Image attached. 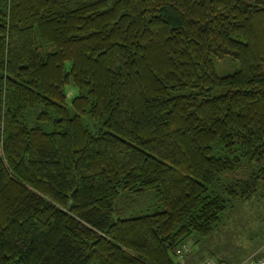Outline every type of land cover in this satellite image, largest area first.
Masks as SVG:
<instances>
[{
  "label": "trees",
  "instance_id": "16d2710c",
  "mask_svg": "<svg viewBox=\"0 0 264 264\" xmlns=\"http://www.w3.org/2000/svg\"><path fill=\"white\" fill-rule=\"evenodd\" d=\"M257 190L264 0H0V264H177Z\"/></svg>",
  "mask_w": 264,
  "mask_h": 264
},
{
  "label": "rangeland",
  "instance_id": "374dc122",
  "mask_svg": "<svg viewBox=\"0 0 264 264\" xmlns=\"http://www.w3.org/2000/svg\"><path fill=\"white\" fill-rule=\"evenodd\" d=\"M237 62L228 56L216 60L218 74L232 72ZM84 123L89 122L86 115L81 116ZM232 177H244L243 170H237ZM223 176L220 182L224 181ZM153 191L129 195L120 191L115 203V217L125 218L150 213L159 209ZM181 245H187L182 256L170 252L177 264H198L210 258L215 264H240L247 259H257L264 246V195L257 190L246 200H237L220 214L219 221L206 236L193 233L186 236ZM175 249V248H174Z\"/></svg>",
  "mask_w": 264,
  "mask_h": 264
},
{
  "label": "built area",
  "instance_id": "2783aa9c",
  "mask_svg": "<svg viewBox=\"0 0 264 264\" xmlns=\"http://www.w3.org/2000/svg\"><path fill=\"white\" fill-rule=\"evenodd\" d=\"M187 247H188L187 245L186 246L181 245V246L175 247L174 249L175 255L182 256L184 252L187 250ZM198 264H215V262L212 261L210 258H204L200 260ZM240 264H264V246H263L260 256L256 260L251 258V259H247L241 262Z\"/></svg>",
  "mask_w": 264,
  "mask_h": 264
}]
</instances>
